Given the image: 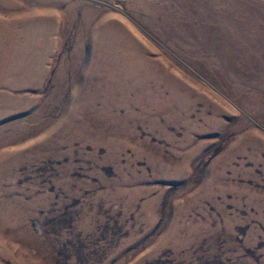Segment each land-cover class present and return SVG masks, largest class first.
I'll return each mask as SVG.
<instances>
[{
	"label": "rangeland",
	"instance_id": "1",
	"mask_svg": "<svg viewBox=\"0 0 264 264\" xmlns=\"http://www.w3.org/2000/svg\"><path fill=\"white\" fill-rule=\"evenodd\" d=\"M0 264H264V0H0Z\"/></svg>",
	"mask_w": 264,
	"mask_h": 264
}]
</instances>
